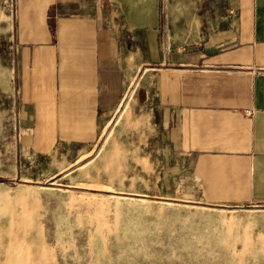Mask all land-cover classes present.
I'll use <instances>...</instances> for the list:
<instances>
[{"label":"crops","instance_id":"obj_1","mask_svg":"<svg viewBox=\"0 0 264 264\" xmlns=\"http://www.w3.org/2000/svg\"><path fill=\"white\" fill-rule=\"evenodd\" d=\"M14 2L0 68L24 150L93 143L151 71L146 196L264 206V0Z\"/></svg>","mask_w":264,"mask_h":264},{"label":"rangeland","instance_id":"obj_2","mask_svg":"<svg viewBox=\"0 0 264 264\" xmlns=\"http://www.w3.org/2000/svg\"><path fill=\"white\" fill-rule=\"evenodd\" d=\"M14 14L0 0V52ZM141 75L93 143L28 151L0 68V264H264V206L149 197L152 119L138 95L151 102L153 75Z\"/></svg>","mask_w":264,"mask_h":264}]
</instances>
